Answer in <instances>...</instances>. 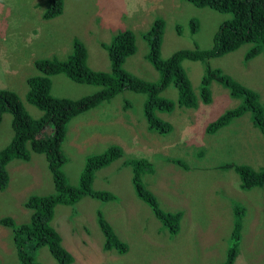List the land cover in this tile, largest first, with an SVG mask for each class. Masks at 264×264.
I'll return each mask as SVG.
<instances>
[{
  "label": "rangeland",
  "instance_id": "obj_1",
  "mask_svg": "<svg viewBox=\"0 0 264 264\" xmlns=\"http://www.w3.org/2000/svg\"><path fill=\"white\" fill-rule=\"evenodd\" d=\"M0 1L5 4L4 12L0 13V89L15 91L35 118L42 111L25 100L26 79L37 73L33 60L64 58L71 51L73 38L86 44L88 62L93 69H108L107 53L101 49L100 42L108 43L119 30H132L136 50L125 59V68L143 79L159 82V72L144 58L147 44L142 37L156 16L165 19L161 39L163 57L195 45L209 48L219 24L231 17L230 13L198 7L187 0H161V4L172 1L169 5L172 10L151 12L147 19L111 20L105 27L95 16L100 4L85 6L87 0H63L62 15L49 19L42 17L45 0ZM191 18L198 22L195 33L189 25ZM176 25L181 28L179 33ZM249 46L245 43L209 62L255 89L264 102V55L244 60ZM182 64L198 95L203 63L186 59ZM210 88L209 103H198L195 108L175 104L171 112H158L172 126L166 134L148 128L142 114L146 96L129 90L69 121L62 151L68 158L63 170L70 184L77 182L87 155L99 153L111 144L123 149L121 158L96 170L92 184L95 189L112 192L116 200L84 196L74 205L58 204L54 208L51 223L61 236L63 246L73 255L71 264L224 262L232 229L231 200L246 209L238 252L232 264H264V185L241 189L233 169V164L238 163L255 169L264 166V138L253 126L248 112L214 133L207 132L208 122L239 102L219 83L212 82ZM96 89L99 86L77 83L62 73L52 76L51 92L56 96L77 98ZM160 96L176 103L177 90L170 85ZM12 135L11 116L4 113L0 122V149ZM132 157L146 158L152 163L154 171L144 174L143 182L155 193L161 207L183 212L176 235H170L136 196L131 167L124 164V160ZM177 158L183 159L188 169L172 160ZM5 168L8 183L5 189H0V218L10 216L17 224L28 222L31 211L24 205L26 198L54 191L45 156L31 152L29 159L13 158ZM98 212L128 244L126 253L103 249V235L96 220ZM11 236L10 228L0 223V264L17 262ZM34 255L37 264H57L45 246L36 249Z\"/></svg>",
  "mask_w": 264,
  "mask_h": 264
},
{
  "label": "trees",
  "instance_id": "obj_2",
  "mask_svg": "<svg viewBox=\"0 0 264 264\" xmlns=\"http://www.w3.org/2000/svg\"><path fill=\"white\" fill-rule=\"evenodd\" d=\"M187 1L198 7L230 13L231 17L219 24L209 48L202 49L195 45L191 49H177L169 56L163 57L161 39L165 19L156 16L142 37L147 44L144 58L159 72V82L143 79L125 68V59L135 52L136 41L133 31L124 29L113 34L108 43L100 42L101 49L107 53L108 69H93L90 66L87 46L78 38H73L71 51L64 58L52 56L33 60L37 73L26 79L25 100L42 111L39 118L32 117L15 91L0 89V122L3 114L9 113L13 131L8 143L0 149V189H5L8 183L6 164L13 158L27 160L31 152L43 153L54 186L52 193L32 194L26 198L24 205L31 211L28 222L17 224L10 216L0 218V223L11 230L16 264H37L34 251L42 246L47 247L57 264H71L73 255L63 246L61 236L51 223L55 206L74 205L84 196L102 201L116 200L115 194L106 189H95L92 184L96 170L121 158L123 149L117 144H111L99 153L87 155L77 182L70 184L63 170L68 158L62 151V144L66 138L69 121L90 108L110 101L120 92L129 90L144 94L146 98L142 114L148 128L159 134H166L172 126L159 117L158 112H171L175 104L195 108L198 103H209L212 100L210 86L212 82H216L227 88L229 96L239 102L208 122L205 130L214 133L220 127L229 125L234 118L248 112L253 126L264 138V102L260 100L259 93L224 73L219 67H213L209 62L210 59L236 50L245 43L250 46L244 54V60H250L258 54L264 55V0ZM43 5L42 17L45 19L62 14L63 0H45ZM189 25L195 33L197 20L191 18ZM176 29L178 33L181 31L179 25H176ZM186 59L200 61L204 65L198 95L194 92L183 67L182 63ZM58 73L80 84L99 86V89L77 98L53 95L52 76ZM170 85L177 90L176 103L160 96ZM48 131L49 134L45 135ZM172 160L185 170L189 167L181 158ZM124 164L131 167V183L136 196L149 207L170 235H176L180 229L183 212L163 209L155 193L143 182V175L154 171L152 163L146 158L132 157L124 160ZM233 169L239 178L241 189L264 185V166L255 169L249 164L238 163L233 164ZM231 205L230 245L225 261L219 264L233 263L241 239L246 209L237 201L231 200ZM96 220L103 235V249L126 253L128 244L119 238L101 212L97 213Z\"/></svg>",
  "mask_w": 264,
  "mask_h": 264
},
{
  "label": "crops",
  "instance_id": "obj_3",
  "mask_svg": "<svg viewBox=\"0 0 264 264\" xmlns=\"http://www.w3.org/2000/svg\"><path fill=\"white\" fill-rule=\"evenodd\" d=\"M171 3L172 1H166L161 4V0H87L85 1V6L100 4V8L97 10L98 13L95 16L102 20L103 26L108 27L111 20L119 21L130 17L136 20L147 19L151 16V12L154 13L163 9L172 10L169 6ZM4 6V2L0 1V13L4 12ZM137 12L138 14L136 15ZM255 75L257 76L258 74Z\"/></svg>",
  "mask_w": 264,
  "mask_h": 264
},
{
  "label": "clouds",
  "instance_id": "obj_4",
  "mask_svg": "<svg viewBox=\"0 0 264 264\" xmlns=\"http://www.w3.org/2000/svg\"><path fill=\"white\" fill-rule=\"evenodd\" d=\"M73 40V39H72ZM52 57V56H51ZM50 131L46 132V133H49ZM45 134V133H44Z\"/></svg>",
  "mask_w": 264,
  "mask_h": 264
}]
</instances>
